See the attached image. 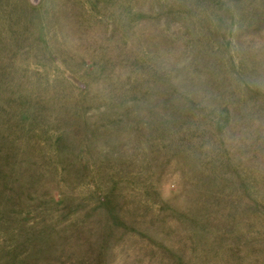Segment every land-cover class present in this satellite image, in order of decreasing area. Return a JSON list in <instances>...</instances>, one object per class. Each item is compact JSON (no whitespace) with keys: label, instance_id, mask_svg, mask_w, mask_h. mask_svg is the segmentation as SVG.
I'll list each match as a JSON object with an SVG mask.
<instances>
[{"label":"rangeland","instance_id":"obj_1","mask_svg":"<svg viewBox=\"0 0 264 264\" xmlns=\"http://www.w3.org/2000/svg\"><path fill=\"white\" fill-rule=\"evenodd\" d=\"M0 264H264V0H0Z\"/></svg>","mask_w":264,"mask_h":264}]
</instances>
